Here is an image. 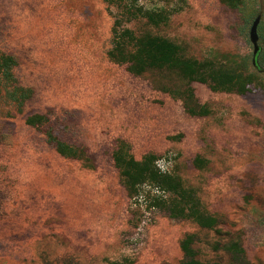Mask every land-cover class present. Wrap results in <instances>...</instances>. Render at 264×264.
Wrapping results in <instances>:
<instances>
[{
    "label": "rangeland",
    "instance_id": "obj_1",
    "mask_svg": "<svg viewBox=\"0 0 264 264\" xmlns=\"http://www.w3.org/2000/svg\"><path fill=\"white\" fill-rule=\"evenodd\" d=\"M184 2L164 25L124 26L169 39L186 57L234 58L252 72L248 32L260 16L261 50L264 0H243L238 10ZM169 3L149 7L179 5ZM116 13L114 0H0V54L16 59L14 75L33 91L21 113L0 106V264H181L179 242L191 233L202 261L219 260L206 244L213 235L190 221L143 203L140 218L132 216L111 159L118 141L137 161L157 156L222 231L240 235L249 264H264V86L238 96L194 84L209 112L191 117L162 91L173 77L134 76L109 60ZM32 115L48 122L31 128ZM48 132L82 148L92 168L60 157Z\"/></svg>",
    "mask_w": 264,
    "mask_h": 264
},
{
    "label": "trees",
    "instance_id": "obj_2",
    "mask_svg": "<svg viewBox=\"0 0 264 264\" xmlns=\"http://www.w3.org/2000/svg\"><path fill=\"white\" fill-rule=\"evenodd\" d=\"M161 1L168 6L171 0ZM114 2L117 13L111 29V49L107 53L109 60L125 65L126 70L134 76L157 72L173 77L176 84L170 88L163 87L162 91L179 101L187 115L202 118L209 112L207 106L201 105L197 100L194 84L204 85L212 93L238 96L264 86V35H260L263 47L255 58L254 70L248 72L245 65L239 66L234 58L198 61L186 57L183 48L167 38L153 36L148 32L137 35L134 30L124 26L128 23L146 27L164 25L169 16L181 11L184 0H177L178 7L171 10L149 7L153 0ZM220 2L231 10H238L243 4V0ZM16 67L17 61L13 56L0 54V106L5 104L21 113L33 97V91L20 85L14 75ZM47 122L48 119L43 115H32L25 120L26 125L31 128L41 127ZM46 141L60 157L79 161L87 169L92 168L93 165L82 148L62 142L51 132L46 133ZM111 159L131 202V214L134 218H140L143 203L146 208L165 212L172 220L190 221L200 231L213 235L212 240L206 244L211 252L221 255L219 260L202 261L197 247L198 235L191 233L185 234L179 242L181 264H249L240 235L222 231L218 219L202 208L193 189L184 187L180 178L163 173L157 167V156L147 154L137 161L130 154L128 145L118 141ZM193 163L195 168H200L202 161L196 158Z\"/></svg>",
    "mask_w": 264,
    "mask_h": 264
},
{
    "label": "water",
    "instance_id": "obj_3",
    "mask_svg": "<svg viewBox=\"0 0 264 264\" xmlns=\"http://www.w3.org/2000/svg\"><path fill=\"white\" fill-rule=\"evenodd\" d=\"M259 22H260V16H257L250 28H249V32H248V39H249V42L250 44L252 45V48H253V51H252V56H253V61H252V66L255 65V58L257 56V54L259 53V46H258V41H259V36H258V25H259Z\"/></svg>",
    "mask_w": 264,
    "mask_h": 264
},
{
    "label": "built area",
    "instance_id": "obj_4",
    "mask_svg": "<svg viewBox=\"0 0 264 264\" xmlns=\"http://www.w3.org/2000/svg\"><path fill=\"white\" fill-rule=\"evenodd\" d=\"M162 171V170H161ZM163 173L165 172V171H162Z\"/></svg>",
    "mask_w": 264,
    "mask_h": 264
}]
</instances>
